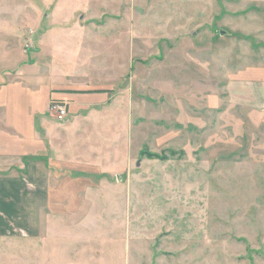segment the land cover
I'll return each mask as SVG.
<instances>
[{
  "label": "rangeland",
  "instance_id": "obj_1",
  "mask_svg": "<svg viewBox=\"0 0 264 264\" xmlns=\"http://www.w3.org/2000/svg\"><path fill=\"white\" fill-rule=\"evenodd\" d=\"M16 70L106 98L73 129L91 190L36 264H264V0H0Z\"/></svg>",
  "mask_w": 264,
  "mask_h": 264
},
{
  "label": "crops",
  "instance_id": "obj_2",
  "mask_svg": "<svg viewBox=\"0 0 264 264\" xmlns=\"http://www.w3.org/2000/svg\"><path fill=\"white\" fill-rule=\"evenodd\" d=\"M34 78L17 70L0 75V264H36L31 240L54 222L65 228L67 210L91 190L97 171L76 153L83 146H76L73 129L83 112L104 111L96 109L104 92L54 90L51 81ZM51 100L66 102L75 117L65 130L50 120Z\"/></svg>",
  "mask_w": 264,
  "mask_h": 264
},
{
  "label": "built area",
  "instance_id": "obj_3",
  "mask_svg": "<svg viewBox=\"0 0 264 264\" xmlns=\"http://www.w3.org/2000/svg\"><path fill=\"white\" fill-rule=\"evenodd\" d=\"M26 46L29 48L31 45L27 44ZM49 110L50 113H53L55 119L62 121L68 113L67 103L60 100L52 101L49 105Z\"/></svg>",
  "mask_w": 264,
  "mask_h": 264
},
{
  "label": "trees",
  "instance_id": "obj_4",
  "mask_svg": "<svg viewBox=\"0 0 264 264\" xmlns=\"http://www.w3.org/2000/svg\"><path fill=\"white\" fill-rule=\"evenodd\" d=\"M154 156H156V157H160V158H162V157H163V156H162V155H160V154H158V155L154 154Z\"/></svg>",
  "mask_w": 264,
  "mask_h": 264
}]
</instances>
